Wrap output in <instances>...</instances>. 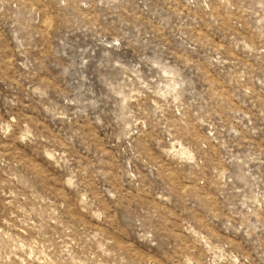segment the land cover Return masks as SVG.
Returning <instances> with one entry per match:
<instances>
[{
  "label": "rangeland",
  "instance_id": "1",
  "mask_svg": "<svg viewBox=\"0 0 264 264\" xmlns=\"http://www.w3.org/2000/svg\"><path fill=\"white\" fill-rule=\"evenodd\" d=\"M0 264H264V0H0Z\"/></svg>",
  "mask_w": 264,
  "mask_h": 264
}]
</instances>
